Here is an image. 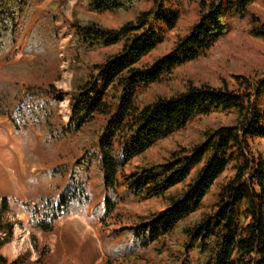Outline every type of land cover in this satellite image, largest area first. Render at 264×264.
I'll use <instances>...</instances> for the list:
<instances>
[{
  "label": "trees",
  "instance_id": "16d2710c",
  "mask_svg": "<svg viewBox=\"0 0 264 264\" xmlns=\"http://www.w3.org/2000/svg\"><path fill=\"white\" fill-rule=\"evenodd\" d=\"M41 1L0 0V60L5 57L6 63L0 70V117L17 133L36 129L53 145L72 148L68 161L60 159L45 173L65 179L56 200L40 197L34 206L22 204L39 216L35 226L52 232L59 219L89 205L88 180L94 172L103 188L96 207L102 221L126 200H165L162 210L137 215L123 227L120 233L132 246L122 253L154 252L163 255L165 264H264V155L253 145L264 141V72L235 74L236 86L187 82L172 94L142 98L145 89L168 79L177 67L209 55L244 21L250 36L264 40V17L252 9L260 0H188L197 5L196 21L169 53L151 63L144 58L180 19L171 0H79L85 12L74 15L66 55L74 70L82 69L72 84L67 122L59 114L64 92L30 80L43 64L58 61L55 15L36 24L27 37L24 51L33 60L12 63L6 57ZM141 2L149 6L138 9ZM131 11L134 18L116 27L93 17ZM103 49L112 50L96 61H83ZM214 113L232 119L207 125L200 140L179 146L162 161L125 172L160 140ZM1 205L5 236L0 249L14 232V224L2 218L7 199ZM0 264L26 263L10 262L0 253Z\"/></svg>",
  "mask_w": 264,
  "mask_h": 264
},
{
  "label": "rangeland",
  "instance_id": "374dc122",
  "mask_svg": "<svg viewBox=\"0 0 264 264\" xmlns=\"http://www.w3.org/2000/svg\"><path fill=\"white\" fill-rule=\"evenodd\" d=\"M170 4L179 9V22L176 28L165 32L162 42L144 58V62L151 63L169 53L177 39L197 19L195 2L171 0ZM148 6L141 2L138 9ZM252 9L264 17V0L255 3ZM78 11L85 12L79 0H42L35 7L29 25L6 56L12 59V63L23 59L33 60V56L24 51L27 37L36 24H45L55 15L58 61L43 64L42 71L30 80L35 83H52L64 92L59 106V114L64 122L70 116L72 84L82 69L80 66L74 70L66 55L68 41L72 36L71 22ZM134 15V11H131L123 15L94 14L93 17L105 26L116 27L133 19ZM247 25L245 21L236 25L209 55L177 67L168 79L145 89L142 98L150 100L158 94H172L183 90L187 82H208L215 86L227 82L236 86L233 75L264 72V40L250 36ZM111 50L93 51L86 54L83 61H96ZM4 59L0 60V70L6 64ZM231 119V116L219 113L195 118L184 129L160 140L143 155L134 158L125 172L129 174L135 167L162 161L179 146H189L200 140L207 125L226 124ZM253 145L264 155V141L257 139ZM71 149L68 144L53 145L46 141L44 133L36 129L17 133L9 120L0 117V207L2 199H7L8 206L3 209L2 218L14 224L13 237L1 247L0 253L10 262L22 259L26 264H165L163 255L154 252L141 250L137 253L130 250L122 253L125 247L132 246V241L120 233L123 227L135 222L137 215L162 210L165 200H126L117 206L112 216L102 221L96 207L102 203L103 188L94 172L88 180V191L91 194L89 205L72 210L59 219L52 232H44L35 226L39 216L27 213L22 204L34 206V201L40 197L56 200L65 179L51 178L45 173L60 159L61 162L68 161L72 155ZM4 236V233H0V237Z\"/></svg>",
  "mask_w": 264,
  "mask_h": 264
}]
</instances>
